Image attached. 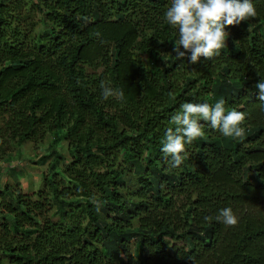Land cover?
Instances as JSON below:
<instances>
[{"label": "trees", "instance_id": "trees-1", "mask_svg": "<svg viewBox=\"0 0 264 264\" xmlns=\"http://www.w3.org/2000/svg\"><path fill=\"white\" fill-rule=\"evenodd\" d=\"M252 2L220 55L193 63L172 51L170 0H0V164L54 131L72 157L57 172L53 149L36 200L4 192L0 264H264V0ZM102 82L123 99L104 100ZM220 99L247 114L245 134L202 121L170 167L171 116ZM229 207L235 226L214 219Z\"/></svg>", "mask_w": 264, "mask_h": 264}, {"label": "clouds", "instance_id": "clouds-1", "mask_svg": "<svg viewBox=\"0 0 264 264\" xmlns=\"http://www.w3.org/2000/svg\"><path fill=\"white\" fill-rule=\"evenodd\" d=\"M257 12L252 0H170V6L164 13L167 24L178 31L172 51L176 59L190 58L195 63L200 57L211 59L220 55L227 46L229 26H236L256 17ZM99 36V33L96 34ZM191 54L190 57L188 54ZM257 99L264 102V79L255 85ZM101 95L104 100L116 97L122 100V90L112 88L102 82ZM246 113L233 108L225 109V101L220 99L214 104L185 102L171 116L169 127L162 139L165 162L172 168L179 167L189 158L188 146L205 134V125L218 130L222 135L240 138L245 134L241 125ZM211 221L212 217H205ZM226 226H235L238 217L229 208L221 209L214 218Z\"/></svg>", "mask_w": 264, "mask_h": 264}, {"label": "rangeland", "instance_id": "rangeland-1", "mask_svg": "<svg viewBox=\"0 0 264 264\" xmlns=\"http://www.w3.org/2000/svg\"><path fill=\"white\" fill-rule=\"evenodd\" d=\"M53 149L65 159L57 168V172L62 173L72 157L69 142L61 131H54L43 141L24 145L0 164V215L3 212L2 204L9 199L3 195L5 191L14 195L22 194L32 200L37 199L36 195L39 192L48 193L47 180L52 178L49 168L53 162ZM45 157L48 159H44ZM12 167L14 170L11 169ZM6 264L10 263L7 261Z\"/></svg>", "mask_w": 264, "mask_h": 264}]
</instances>
